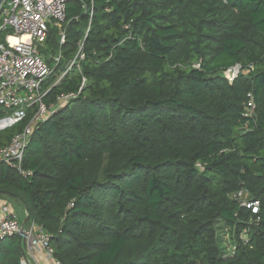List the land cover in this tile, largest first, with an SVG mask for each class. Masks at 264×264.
<instances>
[{
  "label": "trees",
  "instance_id": "obj_1",
  "mask_svg": "<svg viewBox=\"0 0 264 264\" xmlns=\"http://www.w3.org/2000/svg\"><path fill=\"white\" fill-rule=\"evenodd\" d=\"M67 16L62 63L56 28L41 47L45 103L77 97L35 127L31 174L0 163V198L63 264H264V0H69ZM22 256L0 240V264Z\"/></svg>",
  "mask_w": 264,
  "mask_h": 264
},
{
  "label": "built area",
  "instance_id": "obj_2",
  "mask_svg": "<svg viewBox=\"0 0 264 264\" xmlns=\"http://www.w3.org/2000/svg\"><path fill=\"white\" fill-rule=\"evenodd\" d=\"M69 0H3L0 4V130L23 122L30 116L29 122L16 133L6 146L0 147V163L17 168L24 175L22 164L26 148L35 127L47 120L60 107L67 105L75 94L62 95L56 102L45 103V97L51 87L45 88L44 82L52 74L41 47L47 42L52 28H56L60 49L53 56L51 64L56 68L62 63V45L67 40ZM83 7L87 8L86 4ZM88 11V10H87ZM93 11L89 12V25L93 21ZM83 43L74 59L67 60L58 84L73 67H80L84 59ZM236 65L224 72V76L233 81L241 72ZM252 105V103H250ZM253 113V105L249 116ZM246 204V203H244ZM257 211L258 201L246 204ZM18 236L23 245L22 264H63L55 256V250L47 231L35 221L20 220L16 210L7 198H0V240Z\"/></svg>",
  "mask_w": 264,
  "mask_h": 264
},
{
  "label": "rangeland",
  "instance_id": "obj_3",
  "mask_svg": "<svg viewBox=\"0 0 264 264\" xmlns=\"http://www.w3.org/2000/svg\"><path fill=\"white\" fill-rule=\"evenodd\" d=\"M61 73H62V72H60L59 74H57L55 81L59 79V76H60ZM57 78H58V79H57ZM0 127H1V128L4 127V124L1 123ZM1 128H0V129H1ZM10 201H11V200H10ZM11 203L13 204V206H14V208H15V210H16L17 217H18L20 220H23L24 217H25V211H24V209L22 208V206H21L18 202H16V201H11ZM220 236H221V241H220L221 246L223 247V249H224L226 252H228L229 249H230V241H228V236H227V232H226V230L223 229L222 227L220 228Z\"/></svg>",
  "mask_w": 264,
  "mask_h": 264
},
{
  "label": "water",
  "instance_id": "obj_4",
  "mask_svg": "<svg viewBox=\"0 0 264 264\" xmlns=\"http://www.w3.org/2000/svg\"><path fill=\"white\" fill-rule=\"evenodd\" d=\"M2 1H3V0H0V4H1ZM0 194H3V191H0ZM28 219H29V216L27 215L25 221H27Z\"/></svg>",
  "mask_w": 264,
  "mask_h": 264
},
{
  "label": "crops",
  "instance_id": "obj_5",
  "mask_svg": "<svg viewBox=\"0 0 264 264\" xmlns=\"http://www.w3.org/2000/svg\"><path fill=\"white\" fill-rule=\"evenodd\" d=\"M26 217H27V214H26V212H25V217H24V219H23V220H25V219H26Z\"/></svg>",
  "mask_w": 264,
  "mask_h": 264
}]
</instances>
